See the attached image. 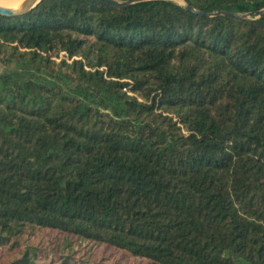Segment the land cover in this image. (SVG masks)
Here are the masks:
<instances>
[{
	"label": "trees",
	"instance_id": "1",
	"mask_svg": "<svg viewBox=\"0 0 264 264\" xmlns=\"http://www.w3.org/2000/svg\"><path fill=\"white\" fill-rule=\"evenodd\" d=\"M187 2L0 15V264H264V0Z\"/></svg>",
	"mask_w": 264,
	"mask_h": 264
},
{
	"label": "water",
	"instance_id": "2",
	"mask_svg": "<svg viewBox=\"0 0 264 264\" xmlns=\"http://www.w3.org/2000/svg\"><path fill=\"white\" fill-rule=\"evenodd\" d=\"M44 0H25L19 7L17 8H7L0 6V15L4 16H17V15H23L26 13H29L33 11L36 7H38ZM107 2H110L112 4L118 5V6H129L135 3L139 2H146V1H153V0H128L127 2H120L117 0H104ZM185 5L189 8V10H192L190 5L188 4L187 0H183ZM194 11V10H193ZM198 14L203 15L204 13L195 11ZM227 12H220V13H212L209 14V16H219V15H227ZM256 16L257 19L264 17V10H260L258 12L252 13Z\"/></svg>",
	"mask_w": 264,
	"mask_h": 264
},
{
	"label": "bare ground",
	"instance_id": "3",
	"mask_svg": "<svg viewBox=\"0 0 264 264\" xmlns=\"http://www.w3.org/2000/svg\"><path fill=\"white\" fill-rule=\"evenodd\" d=\"M7 1H9V2H7ZM10 1L11 0H0V6H3V7H7V8H10V6H11V4H21V3H23L25 0H14V2L13 3H10Z\"/></svg>",
	"mask_w": 264,
	"mask_h": 264
},
{
	"label": "rangeland",
	"instance_id": "4",
	"mask_svg": "<svg viewBox=\"0 0 264 264\" xmlns=\"http://www.w3.org/2000/svg\"><path fill=\"white\" fill-rule=\"evenodd\" d=\"M170 1H173V2H175V3H177V4H179V5H182V6H184L185 5V3H184V1L183 0H170ZM7 2H9V1H7ZM14 2V0H11L10 1V3H13ZM22 4V3H21ZM21 4H11V6H10V8H17V7H19Z\"/></svg>",
	"mask_w": 264,
	"mask_h": 264
}]
</instances>
